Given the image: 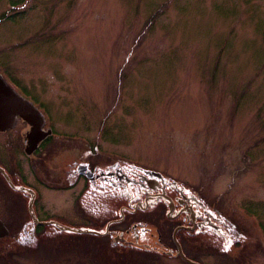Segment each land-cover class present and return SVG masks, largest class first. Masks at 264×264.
<instances>
[{
	"label": "rangeland",
	"instance_id": "1",
	"mask_svg": "<svg viewBox=\"0 0 264 264\" xmlns=\"http://www.w3.org/2000/svg\"><path fill=\"white\" fill-rule=\"evenodd\" d=\"M0 65L59 139L209 184L264 244V0H0ZM36 192L34 205L74 199Z\"/></svg>",
	"mask_w": 264,
	"mask_h": 264
},
{
	"label": "flooded vegetation",
	"instance_id": "2",
	"mask_svg": "<svg viewBox=\"0 0 264 264\" xmlns=\"http://www.w3.org/2000/svg\"><path fill=\"white\" fill-rule=\"evenodd\" d=\"M1 111L0 103V119ZM32 126L17 115L15 126L0 130V222L8 231L0 236V264L263 260L264 244L248 209L211 197L209 184L186 179L165 163L131 158L119 144L59 139L45 118L37 131L42 138L26 155ZM13 151L27 158L24 167ZM39 187L72 191L74 199L55 208L34 205Z\"/></svg>",
	"mask_w": 264,
	"mask_h": 264
},
{
	"label": "water",
	"instance_id": "3",
	"mask_svg": "<svg viewBox=\"0 0 264 264\" xmlns=\"http://www.w3.org/2000/svg\"><path fill=\"white\" fill-rule=\"evenodd\" d=\"M0 103L2 105L0 130H7L15 126L17 115H21L26 121L33 125L28 135V145L25 149L26 155L30 154L36 148L40 138H42V136L37 137V131L44 122L43 115L33 107L31 102L23 99L16 90L2 78H0ZM38 122L39 124H36ZM50 133L51 130H48L45 135ZM0 227H2L0 236L8 233L2 222H0Z\"/></svg>",
	"mask_w": 264,
	"mask_h": 264
}]
</instances>
